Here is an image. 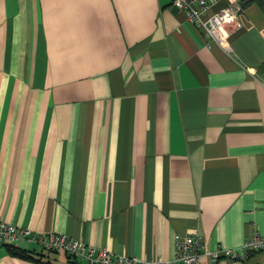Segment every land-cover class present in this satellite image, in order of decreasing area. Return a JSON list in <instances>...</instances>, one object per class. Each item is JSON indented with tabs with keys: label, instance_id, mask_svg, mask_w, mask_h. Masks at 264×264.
I'll list each match as a JSON object with an SVG mask.
<instances>
[{
	"label": "crops",
	"instance_id": "obj_1",
	"mask_svg": "<svg viewBox=\"0 0 264 264\" xmlns=\"http://www.w3.org/2000/svg\"><path fill=\"white\" fill-rule=\"evenodd\" d=\"M241 2L210 9L240 5L226 51L171 0H0V220L142 260L264 235V12Z\"/></svg>",
	"mask_w": 264,
	"mask_h": 264
},
{
	"label": "built area",
	"instance_id": "obj_2",
	"mask_svg": "<svg viewBox=\"0 0 264 264\" xmlns=\"http://www.w3.org/2000/svg\"><path fill=\"white\" fill-rule=\"evenodd\" d=\"M215 0H171V4L184 13L186 21L197 28L202 36L229 51L230 32L241 23L239 4H229L210 13ZM28 241L47 251H64L71 258L85 260L87 264H213L220 257L228 261L244 259L251 252L264 251V235L254 232L239 248H217L209 251L207 243L196 235L174 237L175 253L172 260L158 258L138 259L117 257L107 250H95L79 240L55 232L34 234L27 229L0 220V242L18 244Z\"/></svg>",
	"mask_w": 264,
	"mask_h": 264
},
{
	"label": "trees",
	"instance_id": "obj_3",
	"mask_svg": "<svg viewBox=\"0 0 264 264\" xmlns=\"http://www.w3.org/2000/svg\"><path fill=\"white\" fill-rule=\"evenodd\" d=\"M241 3H242V6L248 5L250 3H255L264 12V0H242ZM7 249L12 254H16L25 259H32V260H39V261H41L42 259L40 253L37 255H34L30 251L16 248L12 244L7 245Z\"/></svg>",
	"mask_w": 264,
	"mask_h": 264
},
{
	"label": "water",
	"instance_id": "obj_4",
	"mask_svg": "<svg viewBox=\"0 0 264 264\" xmlns=\"http://www.w3.org/2000/svg\"><path fill=\"white\" fill-rule=\"evenodd\" d=\"M172 9L176 12V11H178V9L176 8V7H172Z\"/></svg>",
	"mask_w": 264,
	"mask_h": 264
}]
</instances>
